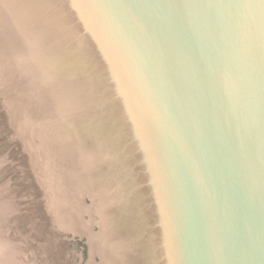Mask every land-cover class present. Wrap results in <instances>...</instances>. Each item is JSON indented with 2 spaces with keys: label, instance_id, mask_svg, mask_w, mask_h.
Instances as JSON below:
<instances>
[{
  "label": "water",
  "instance_id": "1",
  "mask_svg": "<svg viewBox=\"0 0 264 264\" xmlns=\"http://www.w3.org/2000/svg\"><path fill=\"white\" fill-rule=\"evenodd\" d=\"M0 106L95 264H264V0H0Z\"/></svg>",
  "mask_w": 264,
  "mask_h": 264
},
{
  "label": "rangeland",
  "instance_id": "2",
  "mask_svg": "<svg viewBox=\"0 0 264 264\" xmlns=\"http://www.w3.org/2000/svg\"><path fill=\"white\" fill-rule=\"evenodd\" d=\"M0 106V264H95L79 235L58 236L49 226L32 167Z\"/></svg>",
  "mask_w": 264,
  "mask_h": 264
}]
</instances>
